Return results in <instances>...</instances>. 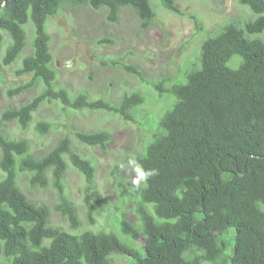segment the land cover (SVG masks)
Returning a JSON list of instances; mask_svg holds the SVG:
<instances>
[{
    "label": "trees",
    "instance_id": "trees-1",
    "mask_svg": "<svg viewBox=\"0 0 264 264\" xmlns=\"http://www.w3.org/2000/svg\"><path fill=\"white\" fill-rule=\"evenodd\" d=\"M159 1L180 13L175 0ZM239 2L256 17L242 25L226 23L202 41L198 63L190 64L181 78L153 83L159 96L167 93V106L153 113L160 114L155 130H148L135 161L158 169V175L133 188L136 221L118 216L121 232L140 242L143 254H138L113 231L72 234L80 223L65 192L64 174L70 165L92 185L96 167L69 135L38 156L27 138L5 126L16 122L24 131L42 103L58 101L66 110L113 111L147 129L148 117L137 119L146 101L141 91L112 102L90 99L85 91L73 95L56 85L46 21L66 3L95 10L106 6L111 22L126 6L146 29L155 17L151 0H0V82L7 68L17 77L30 74L5 93L14 98L37 82L42 85L28 101L0 113V264H114L113 253L133 256L132 264H224L228 258L230 264H264V39L250 37L264 30V0ZM29 22L33 37L27 52L24 26ZM123 67L143 79L134 65ZM34 128L44 136L52 124L39 120ZM74 137L81 145L103 149L111 139L107 130L79 129ZM21 175L32 188H54L58 202L50 208L31 200L19 184ZM118 185L126 195L128 186L121 180ZM51 209L65 216L72 230L53 225Z\"/></svg>",
    "mask_w": 264,
    "mask_h": 264
},
{
    "label": "rangeland",
    "instance_id": "rangeland-1",
    "mask_svg": "<svg viewBox=\"0 0 264 264\" xmlns=\"http://www.w3.org/2000/svg\"><path fill=\"white\" fill-rule=\"evenodd\" d=\"M155 17L146 29L140 28L139 18L131 7H122L117 20L106 18V6L93 9L87 5L64 4L58 13L46 21L50 34L51 65L57 72L56 85L64 86L75 95L85 91L92 99L103 97L112 102L124 93L141 91L146 96L137 119L147 118L145 129L140 121L124 120L119 114L104 109L71 110L63 109L58 101L44 102L33 114V120L26 130H21L16 122H8L6 130L16 137H25L36 155L47 151L56 140L69 135L76 148L90 157L95 164V182L88 184L82 174L69 165L64 174L66 194L75 206L79 227L72 234L83 230L113 231L131 244L138 254H143L140 242L125 236L119 227L118 216L134 223L137 219L132 211L136 185L132 179V165L135 156L141 151L147 134L155 130L158 116L153 113L166 109L164 101L167 93L158 95L154 84L161 78L171 81L181 78L189 65L198 63V53L204 39L215 34L228 22L244 24L254 19L256 14L239 0H175L180 13L164 7L159 0H151ZM27 25V26H26ZM27 45L31 50L33 29L26 24ZM250 37L264 39V30ZM102 38L110 41L100 42ZM29 41V43H28ZM0 53V58H1ZM123 64H132L142 72V80L124 69ZM30 74L17 77L12 68L4 70L0 82V113L5 107L18 105L35 96L41 83L14 98H8L7 87L27 81ZM152 84V85H151ZM161 107V108H159ZM39 120L52 124L50 131L41 136L34 128ZM107 130L111 139L106 148L81 145L74 137L76 130ZM119 164L117 169L116 165ZM1 172V170H0ZM20 186L26 195L37 203H44L50 208L58 202L57 191L47 188H32L26 178L20 176ZM121 180L128 186L126 195L118 185ZM87 195L89 197L87 198ZM103 201L98 202L99 199ZM264 210V204L261 205ZM50 222L63 230H72L68 220L60 212L51 209ZM93 220V221H92ZM229 233H235L229 228ZM225 239V238H224ZM225 253L230 252L226 248ZM114 264H132L134 257L121 253L111 255ZM204 261L203 264H211ZM224 264H230V259Z\"/></svg>",
    "mask_w": 264,
    "mask_h": 264
},
{
    "label": "clouds",
    "instance_id": "clouds-1",
    "mask_svg": "<svg viewBox=\"0 0 264 264\" xmlns=\"http://www.w3.org/2000/svg\"><path fill=\"white\" fill-rule=\"evenodd\" d=\"M129 164L132 165V173H133L130 183L133 185H136L137 187L141 185L142 183L147 182L150 178L158 175V169L156 168L146 169L142 164L137 163L136 161H131V160L129 161Z\"/></svg>",
    "mask_w": 264,
    "mask_h": 264
}]
</instances>
